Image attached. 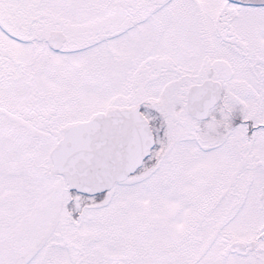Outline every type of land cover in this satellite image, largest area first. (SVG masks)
I'll return each instance as SVG.
<instances>
[{
    "label": "snow or ice",
    "instance_id": "1",
    "mask_svg": "<svg viewBox=\"0 0 264 264\" xmlns=\"http://www.w3.org/2000/svg\"><path fill=\"white\" fill-rule=\"evenodd\" d=\"M0 264H264V0H0Z\"/></svg>",
    "mask_w": 264,
    "mask_h": 264
}]
</instances>
